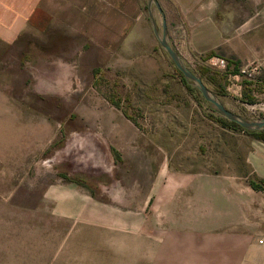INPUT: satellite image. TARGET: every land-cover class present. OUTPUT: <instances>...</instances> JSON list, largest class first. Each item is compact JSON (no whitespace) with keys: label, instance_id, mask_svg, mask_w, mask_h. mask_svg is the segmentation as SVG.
I'll list each match as a JSON object with an SVG mask.
<instances>
[{"label":"rangeland","instance_id":"obj_1","mask_svg":"<svg viewBox=\"0 0 264 264\" xmlns=\"http://www.w3.org/2000/svg\"><path fill=\"white\" fill-rule=\"evenodd\" d=\"M29 35L0 43V264H264V140L218 120L196 87L211 109L191 116L193 134L164 133L169 121L148 114L167 100L154 79L111 67L61 77ZM157 47L174 78L156 82L174 87ZM214 52L189 65L229 109L264 116V56ZM251 60L259 68L239 73ZM179 142L190 149L169 150Z\"/></svg>","mask_w":264,"mask_h":264},{"label":"crops","instance_id":"obj_2","mask_svg":"<svg viewBox=\"0 0 264 264\" xmlns=\"http://www.w3.org/2000/svg\"><path fill=\"white\" fill-rule=\"evenodd\" d=\"M158 1L165 13L169 39L188 63L210 51L213 54L208 58L220 60L214 52L220 46L239 59L238 62L264 56V28L253 36L246 32L264 25V0ZM153 16L161 31L162 17L156 8H153ZM30 33L36 39L35 46H45L42 56L52 57L49 63L53 71L63 73L61 77L78 71L91 72L97 67H111L137 80L154 79V90L160 88V95L167 100L162 108L151 102L155 105L148 109V114L152 119L162 115L169 121L164 133L193 134L191 116L199 109H211L195 95H189L188 83L178 81L173 87L167 82H156L166 73L174 78V73L168 72L169 65L157 49L159 41L147 0H0V43L9 45L18 39H27ZM61 77L58 79L64 80ZM178 89L185 95H177ZM184 115L188 116V124L183 130L175 127L174 121ZM126 116L131 122L126 123L128 135L138 128L132 126ZM108 132L124 134L119 126L111 127ZM172 146L169 150L190 149L183 142ZM167 165L169 168L174 165L172 159ZM183 177L187 179V175ZM183 177H179L180 181ZM169 178L171 181V175Z\"/></svg>","mask_w":264,"mask_h":264},{"label":"water","instance_id":"obj_3","mask_svg":"<svg viewBox=\"0 0 264 264\" xmlns=\"http://www.w3.org/2000/svg\"><path fill=\"white\" fill-rule=\"evenodd\" d=\"M147 8L151 19L152 26L158 41L164 51L169 55L175 67L183 74L188 82L195 86L203 95L204 99L210 102L215 110L223 117L237 122L240 126L246 129H262L264 128V116L259 118H248L242 114L229 109L221 98L204 82L202 77L194 70L183 55L176 49L169 39L168 27L165 18V13L158 0H147ZM153 8H156L162 17L161 31L158 30L156 21L153 16Z\"/></svg>","mask_w":264,"mask_h":264},{"label":"trees","instance_id":"obj_4","mask_svg":"<svg viewBox=\"0 0 264 264\" xmlns=\"http://www.w3.org/2000/svg\"><path fill=\"white\" fill-rule=\"evenodd\" d=\"M211 54H213V52L212 51H210L208 54H207V56H211ZM177 70V72H178V74L180 75V80L183 82V83H185V84H187L188 83V85H189V89L191 90L192 88H195V86L193 87V85H191L189 82H188V80L183 76V74L178 70V69H176ZM197 71V70H196ZM201 77H202V75L201 74H199ZM211 78V77H210ZM203 79V78H202ZM219 92L217 91V94H218ZM127 115V114H126ZM127 116H129V115H127ZM218 120H224V121H226V122H228V123H230V124H232L233 126H235V127H238V128H240V129H242L243 131H245V132H248V133H250V134H253L255 137H257V138H259V139H261V140H264V128H262V129H253V130H251V129H246V128H243L242 126H240L237 122H235V121H233V120H229V119H225V118H223V117H221V116H219L218 118H217ZM223 122V121H222ZM252 185L254 186V187H258L257 186V183H252Z\"/></svg>","mask_w":264,"mask_h":264},{"label":"built area","instance_id":"obj_5","mask_svg":"<svg viewBox=\"0 0 264 264\" xmlns=\"http://www.w3.org/2000/svg\"><path fill=\"white\" fill-rule=\"evenodd\" d=\"M258 68H259V63L257 61L251 60L246 62L243 66L239 68V73L248 76L251 75ZM260 241H262V239H260Z\"/></svg>","mask_w":264,"mask_h":264}]
</instances>
